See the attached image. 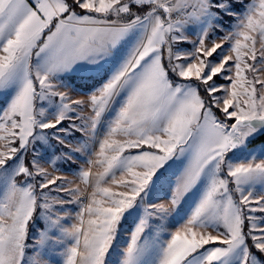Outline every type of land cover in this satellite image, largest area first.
Listing matches in <instances>:
<instances>
[{
    "label": "snow or ice",
    "instance_id": "6c2138e0",
    "mask_svg": "<svg viewBox=\"0 0 264 264\" xmlns=\"http://www.w3.org/2000/svg\"><path fill=\"white\" fill-rule=\"evenodd\" d=\"M0 264H264V0H0Z\"/></svg>",
    "mask_w": 264,
    "mask_h": 264
}]
</instances>
